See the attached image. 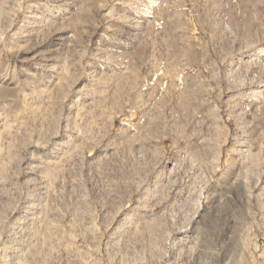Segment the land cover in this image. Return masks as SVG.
I'll use <instances>...</instances> for the list:
<instances>
[{
    "label": "rangeland",
    "instance_id": "374dc122",
    "mask_svg": "<svg viewBox=\"0 0 264 264\" xmlns=\"http://www.w3.org/2000/svg\"><path fill=\"white\" fill-rule=\"evenodd\" d=\"M0 264H264V0H0Z\"/></svg>",
    "mask_w": 264,
    "mask_h": 264
}]
</instances>
